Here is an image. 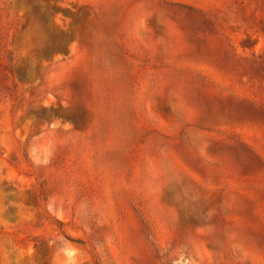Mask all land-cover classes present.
I'll list each match as a JSON object with an SVG mask.
<instances>
[{"label":"rangeland","instance_id":"374dc122","mask_svg":"<svg viewBox=\"0 0 264 264\" xmlns=\"http://www.w3.org/2000/svg\"><path fill=\"white\" fill-rule=\"evenodd\" d=\"M0 264H264V0H0Z\"/></svg>","mask_w":264,"mask_h":264}]
</instances>
